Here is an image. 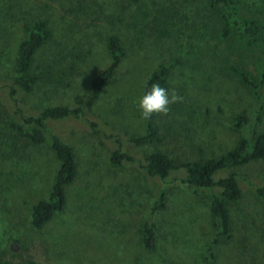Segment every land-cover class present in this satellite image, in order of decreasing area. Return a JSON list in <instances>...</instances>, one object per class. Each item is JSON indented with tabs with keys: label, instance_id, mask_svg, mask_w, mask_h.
I'll list each match as a JSON object with an SVG mask.
<instances>
[{
	"label": "rangeland",
	"instance_id": "rangeland-1",
	"mask_svg": "<svg viewBox=\"0 0 264 264\" xmlns=\"http://www.w3.org/2000/svg\"><path fill=\"white\" fill-rule=\"evenodd\" d=\"M240 14L262 27L263 43L246 47L221 39L210 0H0V259L12 264H264V163L232 170L243 190L229 204L228 240L214 238L207 192H191L179 169L165 179L148 177L137 160L160 151L176 164L216 158L239 136L264 130V0H237ZM46 21L49 37L33 58L38 80L30 92L11 94L16 48L23 27ZM165 31L166 37L158 31ZM118 38L124 58L80 117L48 121L71 147L76 165L64 189L65 205L41 229L30 225V207L44 199L58 167L47 145L17 135L20 116L74 107L86 99L93 76L108 64L105 40ZM169 64L167 89L183 99L157 114L159 142L136 146L145 120L137 101L150 72ZM248 75L256 94L235 71ZM259 120H253V113ZM237 115L246 126L233 128ZM118 149L134 161L118 167ZM227 172L220 173L223 177ZM158 191L164 208L154 210ZM142 223L156 227V250L140 245Z\"/></svg>",
	"mask_w": 264,
	"mask_h": 264
},
{
	"label": "trees",
	"instance_id": "trees-1",
	"mask_svg": "<svg viewBox=\"0 0 264 264\" xmlns=\"http://www.w3.org/2000/svg\"><path fill=\"white\" fill-rule=\"evenodd\" d=\"M129 4H137L139 0H127ZM210 6L217 11L220 23L219 35L221 39L233 38L242 46L252 47L263 43L262 27L252 18H245L240 14L237 0H210ZM24 37L16 48L14 76L12 78L11 94L18 90L30 92L36 84L38 77L32 72L33 58L39 48L47 41L49 32L46 21L36 20L23 27ZM159 36L166 37L165 31H158ZM105 49L108 56V64L90 81V92L86 99L76 96L74 107L54 106L41 110L37 117L20 116V123L14 125L17 135L24 138L31 145H47L52 151L58 167L52 179L47 196L32 204L30 207V225L34 229H41L51 218L63 210L65 205L64 189L69 186L76 175L75 159L71 147L62 136L51 131L47 126L48 121H57L69 117H80L89 110L97 101L101 90L107 85L114 71L124 58V50L114 35L105 40ZM169 64H159L153 69L145 80L142 94L150 85L158 82L167 89L169 77ZM235 71L242 83L249 86L256 94V87L251 79L243 72ZM157 114L145 120L144 131L141 135L129 139V142L139 146L159 142V134L155 124ZM253 120H259V113H253ZM248 118L237 115L233 119V128L240 129L247 125ZM134 159L115 149L109 156V163L113 167L120 166L123 162H131ZM138 164L145 174L151 178L165 179L171 173L181 169L183 171L182 183L191 192H207L209 195V215L214 229V238L207 246L210 254L215 244L228 240L231 233V219L229 204L239 200L243 190L232 170L248 166L253 163H264V130L251 137L239 136L231 150L224 154L207 160H197L176 164L160 151L142 155ZM227 172L223 177H217L220 173ZM257 195L264 198V188L256 190ZM165 197L162 191H158L153 204L154 210L164 208ZM156 227L153 224L142 223L139 227L140 245L146 252H154L156 245L154 234ZM0 264H12L0 259ZM24 264H39L35 261H27Z\"/></svg>",
	"mask_w": 264,
	"mask_h": 264
},
{
	"label": "clouds",
	"instance_id": "clouds-1",
	"mask_svg": "<svg viewBox=\"0 0 264 264\" xmlns=\"http://www.w3.org/2000/svg\"><path fill=\"white\" fill-rule=\"evenodd\" d=\"M182 97L175 90L169 93L168 89L154 82L137 101V106L143 120L150 119L154 114L167 115L170 105L181 102Z\"/></svg>",
	"mask_w": 264,
	"mask_h": 264
}]
</instances>
